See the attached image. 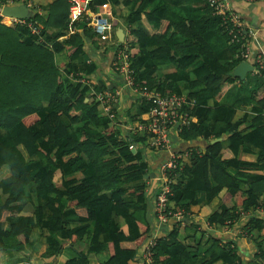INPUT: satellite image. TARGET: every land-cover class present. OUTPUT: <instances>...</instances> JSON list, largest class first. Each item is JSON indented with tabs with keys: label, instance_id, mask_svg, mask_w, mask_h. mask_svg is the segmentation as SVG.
<instances>
[{
	"label": "trees",
	"instance_id": "obj_1",
	"mask_svg": "<svg viewBox=\"0 0 264 264\" xmlns=\"http://www.w3.org/2000/svg\"><path fill=\"white\" fill-rule=\"evenodd\" d=\"M113 7L121 8L128 29L118 44L127 48L136 83L193 101L189 115L195 121L178 139L202 146L167 172L166 212L187 217L193 205L208 204L220 193L219 206L205 217L211 226H231L242 212L264 208V80L247 85L232 74L241 62L238 45L229 43L205 0H90L71 24L69 3L54 0L28 19L40 25L39 35L0 17V168L10 170L0 181V250H23L37 227L53 252L69 243L68 250L82 261L108 250L103 264H129L150 239V169L138 150L146 137L130 132L120 137L89 95V85L79 82L94 70L83 62L85 42L100 37L93 16ZM63 53L65 61L58 63L55 56ZM170 67L173 72L163 73ZM242 106L253 114L250 120L247 113L236 117ZM149 111L142 102L141 117ZM215 139L221 140L212 143ZM130 145H138L136 151ZM31 195L33 213L24 216ZM172 219L168 234L150 247L153 264H188L195 255H203L199 264H242L231 244L211 235L200 252L196 231L181 238L182 222ZM4 222L9 228H2ZM263 229L264 218H251L245 227L256 247L253 264H264Z\"/></svg>",
	"mask_w": 264,
	"mask_h": 264
},
{
	"label": "crops",
	"instance_id": "obj_2",
	"mask_svg": "<svg viewBox=\"0 0 264 264\" xmlns=\"http://www.w3.org/2000/svg\"><path fill=\"white\" fill-rule=\"evenodd\" d=\"M32 1L36 5H39L45 9L54 0ZM225 1L234 11L239 14L240 19L245 24V26L253 32V35L249 39V46L251 48L252 54L255 55L256 53L260 52L264 53V1L259 0L251 3L245 0ZM39 9L41 10V8ZM121 11V8L113 7V9L109 12L111 15H104L102 11H99V13L96 14L100 15L101 18H108L109 23L111 19L117 21V25L111 26L110 24V26L106 28V33L104 36H100L96 43H91L89 41L85 42V54L83 56V62L91 69H94L92 73L90 72L87 74V76H85L86 80L90 83V90L92 89L94 92H96L95 87L100 86L102 90L97 92L109 91L112 93H117V100L111 106V113L113 116V120L111 121L112 123H115L120 133V137L124 139L127 138L129 132L135 135L143 136L142 133L136 130L137 123L140 122L143 117H141V113L139 112V106L143 101H141L140 95L134 94L132 91L122 87V82L112 67V61L116 47L120 46L118 43H123L125 41L128 32L126 24L121 21ZM41 13L42 10L40 11V14ZM66 37L67 35H63L60 38L64 40ZM120 39L122 41H119ZM55 57L57 62L60 60L65 61L64 53L58 54ZM169 69H171V71H166V73L173 72L172 67L164 70ZM255 78H257V75H255L253 71H250L246 74L244 80H246L247 85H251V82H256ZM243 108L246 110H243ZM244 113L248 114L247 119L249 120L253 117V114L249 111L247 106H242L239 108V111L237 112L238 116L236 117L238 118ZM101 114L106 117V114L102 110ZM134 116L135 119L133 118ZM139 116L141 117L140 119ZM145 137V142L138 147V150L140 149V151L143 152L144 159L148 163L150 169V171H148V178L146 180V193L148 197L152 199L151 211L154 213V216L151 221L150 239L153 238L155 242L156 238L166 236V234H168L169 230L172 228V223H174V220L171 217H169L164 223L156 218L153 203L155 202L157 193L160 191L161 182L150 181L155 175L159 173V167L161 163L167 159L168 153L165 150L159 151L158 149L150 147L148 136ZM171 144L172 150L177 152H190L189 150L192 148L197 149L194 146H202L201 142L192 143L189 145L183 144L182 142H179L178 134L176 133L171 135ZM137 146L138 145L134 146V151H136ZM225 155L228 156L227 154ZM187 158H184L183 162H186ZM240 158L249 162L255 161V156L252 154H242ZM229 172L233 174L235 171L229 170ZM260 173L264 175V172ZM9 176V168L2 166L0 168V181L8 178ZM56 177L58 179H56ZM59 177V173H56L54 178L55 181H59ZM221 194L222 193H220L208 204L199 203V205H193L190 209L191 213L189 216H181V218L178 220L182 222L181 225H178L181 238L186 235H191L196 231V237H198L200 241L199 251L202 252L209 246L208 239L206 237L211 235L212 237L219 239L221 244H231L232 247L236 249L237 255L239 257L238 259L242 264H253L256 247L253 240L249 237L250 235L246 233L245 227L251 218H264V208L249 210L245 213L242 212L240 219L231 226H211L207 224L205 217L210 214L215 207L219 206ZM5 197V195H2L3 199ZM199 201L201 200L199 199ZM35 202V196L31 195V199L24 204L22 215L31 216ZM2 228H9V223L4 222L2 224ZM41 232L42 231L39 228H33L27 246L21 251L0 250V264H66L67 261L73 259H76L77 264H103L109 257V251L105 250L97 255H87L86 259L82 261L79 259L78 255H75L72 251L68 250L69 243H67L65 248L61 251L53 252L54 248L47 246L45 238L43 235H41ZM203 233L204 236L201 238ZM260 234V239L262 240L264 246V229L260 232ZM58 240H61V238H58ZM147 241H149V239ZM145 247L146 244L138 251L133 259L129 261V264H150L145 259ZM80 249H82V246L76 245V250ZM46 252H50L49 256H45ZM195 256L197 260L189 262L188 264H199L203 260V255ZM214 264L223 263L218 261Z\"/></svg>",
	"mask_w": 264,
	"mask_h": 264
},
{
	"label": "built area",
	"instance_id": "obj_3",
	"mask_svg": "<svg viewBox=\"0 0 264 264\" xmlns=\"http://www.w3.org/2000/svg\"><path fill=\"white\" fill-rule=\"evenodd\" d=\"M69 3V22L70 24L78 19L86 9L90 0H66ZM212 14L220 19L221 25L227 33L229 43L238 45L241 62H247L252 66V71L257 77L264 80V53L252 54L249 46V39L253 32L245 26L240 19L239 14L234 11L225 0H205ZM247 2H256L259 0H245ZM264 1V0H263ZM0 17L6 25L18 24L25 25L32 33L39 35L40 25L35 26L28 19H15L5 17L1 13V8L5 5L15 6L24 5L31 12L40 13V9L32 0H0ZM33 14V13H32ZM106 15H110L109 13ZM100 15L93 16L94 31L99 36H104L106 28L110 26L108 18H101ZM61 39V38H59ZM112 67L122 82V87L134 94L140 95V99L150 105V111L143 115L140 122L136 125V130L145 136H148L149 145L154 149L165 150L168 153L167 159L161 163L159 173L150 181L161 182L160 191L157 193L154 202V211L156 218L161 222H166L169 217L179 220L182 211L166 212L168 184L167 172L174 169L179 161L189 156V152H177L172 150L171 135L188 126L195 118L189 115V110L193 106V101L188 100L185 95L161 94L155 90L138 85L134 78L133 70L130 67L127 48L122 45L116 47ZM79 82L90 85L86 78L79 79ZM89 95H94L101 105V110L106 117L113 120L111 106L117 100V93L109 91L94 92L92 89ZM134 150V146H129ZM149 181V182H150ZM151 183V182H150ZM154 244L153 238L146 242L145 259L153 264L150 254V247Z\"/></svg>",
	"mask_w": 264,
	"mask_h": 264
},
{
	"label": "water",
	"instance_id": "obj_4",
	"mask_svg": "<svg viewBox=\"0 0 264 264\" xmlns=\"http://www.w3.org/2000/svg\"><path fill=\"white\" fill-rule=\"evenodd\" d=\"M1 13L5 17L15 18V19H29L32 16V12L27 9L24 5H15V6H8L5 5L1 8ZM119 41H122L121 39ZM252 71V66L247 62L240 63L235 69L233 70V75L240 80H244L246 74ZM221 139H215L212 143L218 142Z\"/></svg>",
	"mask_w": 264,
	"mask_h": 264
},
{
	"label": "rangeland",
	"instance_id": "obj_5",
	"mask_svg": "<svg viewBox=\"0 0 264 264\" xmlns=\"http://www.w3.org/2000/svg\"><path fill=\"white\" fill-rule=\"evenodd\" d=\"M38 8H41V6H39V5H36ZM45 7V6H44ZM41 11V10H40ZM36 12V11H35ZM35 12H32L33 14L35 13ZM60 40H63V39H60ZM63 59V58H62ZM61 61V60H60ZM60 61H58V63L60 62ZM240 63H242V62H240ZM166 71H171V69H169V70H163V73H165ZM186 91H183V93H185ZM243 110H246L245 108H243ZM238 116V115H237ZM56 179H58L57 177H56ZM221 196H222V194H221ZM221 198V197H220ZM217 207H215L213 210H215Z\"/></svg>",
	"mask_w": 264,
	"mask_h": 264
}]
</instances>
